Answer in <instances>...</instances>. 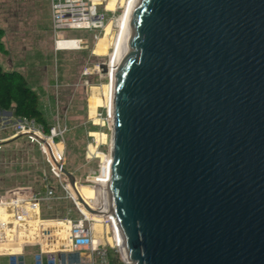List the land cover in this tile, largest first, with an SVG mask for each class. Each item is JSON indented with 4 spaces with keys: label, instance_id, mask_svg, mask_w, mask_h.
Returning a JSON list of instances; mask_svg holds the SVG:
<instances>
[{
    "label": "water",
    "instance_id": "obj_1",
    "mask_svg": "<svg viewBox=\"0 0 264 264\" xmlns=\"http://www.w3.org/2000/svg\"><path fill=\"white\" fill-rule=\"evenodd\" d=\"M104 189L125 264H264V0L135 1Z\"/></svg>",
    "mask_w": 264,
    "mask_h": 264
},
{
    "label": "rangeland",
    "instance_id": "obj_2",
    "mask_svg": "<svg viewBox=\"0 0 264 264\" xmlns=\"http://www.w3.org/2000/svg\"><path fill=\"white\" fill-rule=\"evenodd\" d=\"M102 8L107 20L101 30H66L65 36L81 38L80 46L55 50L48 0H0L1 41L6 50L0 51V64L5 70L17 69L25 76L38 95L47 123L59 124L62 139L57 147L63 153V167L75 176L77 189L92 207L96 206V197L88 176L97 171L112 141L111 129L94 115L104 109L105 101L100 100L104 98L107 63L123 9L119 2L114 9L106 8V0ZM108 23L110 31L105 32ZM101 37L107 39L106 44L96 47ZM54 171L47 150L35 137L23 134L0 143V199L21 188L43 191L45 184L54 192L53 198L40 204L42 219L37 206H19L21 217L18 218L11 205L0 204V218L4 223L0 236L5 239L0 243V251H21L24 240L37 238L38 217L51 221L80 216ZM104 226L103 223L102 230ZM96 233L99 235L100 231ZM36 250L34 245L24 246L25 264H33ZM7 261V256H0V264Z\"/></svg>",
    "mask_w": 264,
    "mask_h": 264
},
{
    "label": "built area",
    "instance_id": "obj_3",
    "mask_svg": "<svg viewBox=\"0 0 264 264\" xmlns=\"http://www.w3.org/2000/svg\"><path fill=\"white\" fill-rule=\"evenodd\" d=\"M104 1L105 0H49L50 30L53 37L54 49H65L64 46L59 45V43L68 40H77V43L73 48L80 46V43L82 42L81 38L65 36L64 32L66 30H101L107 20V15L102 8ZM124 1L126 9L133 0ZM122 7L123 11L124 6ZM108 68L110 73L111 66ZM86 73L88 72L86 71ZM94 117L101 120V124L105 125L112 131L113 102L111 105L110 96L108 97V101L105 102L104 109L99 112L96 111ZM23 134L35 137L41 142L42 146L45 147L50 161L54 166V172L58 183L63 187L67 196L74 201V204L80 213L79 217L74 218L71 216H65L62 219H57L61 221L67 230L65 237H59L53 226H44L43 224H40L38 236H36L37 238L23 241V244L25 245H34L37 247V250L33 255V264H108V250H112L119 254L122 261L125 263L126 260L123 255V237L119 232L113 216L110 215L108 211L105 212V215L100 217L85 213L78 206L77 202H75L76 198H72L70 194L69 186L71 187V185L69 184V180L58 167V165L63 167V153L57 147L59 143L58 141L62 139V130L59 124L55 123L52 126H49L48 130H46L43 124L37 122L33 118L24 116L15 117L13 114L0 121V143L5 139L18 137ZM3 135L6 136L2 137ZM111 151L112 141L108 153L103 155L97 171H93L88 176V181H90L91 185H97V183L101 181L104 172V160L105 157L111 156ZM106 164L108 170L106 171L105 178H103V182L108 180L111 158L108 159ZM76 183L75 178V184ZM53 197V189L48 184H45L43 191L31 188H21V190L19 189V191H16L14 194L0 199V204L11 205L17 211L16 216L18 218L21 217L19 214V206L25 207V204L37 206L41 218V202ZM89 206L95 210V212H93L95 215L101 213L99 207L96 208L91 205ZM95 223H99L102 226L104 223L108 226V229L104 226L103 230H100L99 235H97ZM1 225H4V223L0 218V227ZM3 241H5V239L0 236V243ZM24 254V249H21V251L10 252L0 251V256L8 257L7 264H25ZM19 256L22 257L21 260L19 259Z\"/></svg>",
    "mask_w": 264,
    "mask_h": 264
},
{
    "label": "bare ground",
    "instance_id": "obj_4",
    "mask_svg": "<svg viewBox=\"0 0 264 264\" xmlns=\"http://www.w3.org/2000/svg\"><path fill=\"white\" fill-rule=\"evenodd\" d=\"M136 0H133L125 9V1L124 0H106V8L108 9H114V6L116 3H120L122 6H124V10L122 11V13L120 14L118 20H117V30L115 32L114 35V40L112 41L113 43L111 44L112 46V51L109 54V58L110 61H108L107 66L110 67L111 66V71L109 73V68H108V72H107V78H106V83L103 85V94H104V98L101 99L100 101L102 102L103 100L105 102L108 101V97L110 96L111 98V105L113 102V97H114V80H115V70L116 67L119 63L120 60V55H121V51L123 48V44H124V39H125V34L127 31V27H128V23L132 14V10H133V6ZM112 21V20H111ZM105 32L110 31V23H108L105 27ZM107 39L104 37H101L98 39V41L96 42V47L102 46L106 44ZM77 40H68L65 42H60L59 45L64 46L65 49H71L73 48L74 45H76ZM113 64V67H112ZM98 89V88H97ZM110 91V93H109ZM98 92V91H97ZM97 94V93H96ZM96 97H99L98 95H96ZM111 158V156H107L105 157L104 160V164H103V175H102V179L100 182L97 183V185H93V192H94V196L96 197L95 202H96V208L99 207L101 209V213L95 215L93 212H89L87 211L82 203L77 199V194L82 198V195L80 194L79 190L77 189V186L75 184V189L76 192L73 188H71L69 186V191L70 194L72 196V198H76L75 202H77L78 206L81 208L82 211H84L87 214H90L92 216L95 217H100L105 215V212L108 211V204L106 201V197H105V182H103V178H105L106 176V171L108 170V166H107V161L108 159ZM109 172H110V168H109ZM73 194H72V192ZM83 201H85L82 198ZM86 202V201H85ZM87 203V202H86ZM88 204V203H87ZM16 223V222H14ZM40 224H43L44 226H53L56 233L59 235V237H65L66 235V228L65 226L61 223L60 220L57 219H53L51 221H47V220H40L38 217V221H37V236H38V229ZM95 228L100 231L102 230L101 225L99 223L96 224ZM123 255L125 257V249L123 246ZM125 259L127 260V258L125 257Z\"/></svg>",
    "mask_w": 264,
    "mask_h": 264
},
{
    "label": "trees",
    "instance_id": "obj_5",
    "mask_svg": "<svg viewBox=\"0 0 264 264\" xmlns=\"http://www.w3.org/2000/svg\"><path fill=\"white\" fill-rule=\"evenodd\" d=\"M3 29L0 27V51H6L1 37ZM0 109L12 110L15 117L33 118L48 130L44 114L39 106L36 91L29 86L26 78L15 69L5 70L0 65ZM108 264H124L119 255L112 250L107 253Z\"/></svg>",
    "mask_w": 264,
    "mask_h": 264
},
{
    "label": "crops",
    "instance_id": "obj_6",
    "mask_svg": "<svg viewBox=\"0 0 264 264\" xmlns=\"http://www.w3.org/2000/svg\"><path fill=\"white\" fill-rule=\"evenodd\" d=\"M48 12H49V27H50V11H49V0H48ZM6 52V51H5ZM1 65V64H0ZM12 70V69H10ZM17 70V69H15ZM19 71V70H18ZM20 72V71H19ZM21 73V72H20ZM22 74V73H21ZM23 75V74H22ZM24 76V75H23ZM25 77V76H24ZM27 80V79H26ZM28 81V80H27ZM12 115V110H6L3 111L0 109V121H2L5 117L11 116ZM25 244L22 245V249H24Z\"/></svg>",
    "mask_w": 264,
    "mask_h": 264
}]
</instances>
